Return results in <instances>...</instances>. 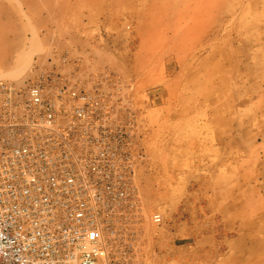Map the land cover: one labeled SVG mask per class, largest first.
Listing matches in <instances>:
<instances>
[{"label": "rangeland", "instance_id": "rangeland-1", "mask_svg": "<svg viewBox=\"0 0 264 264\" xmlns=\"http://www.w3.org/2000/svg\"><path fill=\"white\" fill-rule=\"evenodd\" d=\"M63 52L109 71L142 131L138 264H196L212 248L219 264H247L237 253L255 220L242 203L219 210L215 172L264 153V0H0V79L22 83L35 59ZM209 141L225 154L205 163ZM263 190L234 200L264 205Z\"/></svg>", "mask_w": 264, "mask_h": 264}, {"label": "built area", "instance_id": "built-area-1", "mask_svg": "<svg viewBox=\"0 0 264 264\" xmlns=\"http://www.w3.org/2000/svg\"><path fill=\"white\" fill-rule=\"evenodd\" d=\"M82 62L0 79V264H138L142 131L125 88Z\"/></svg>", "mask_w": 264, "mask_h": 264}, {"label": "crops", "instance_id": "crops-1", "mask_svg": "<svg viewBox=\"0 0 264 264\" xmlns=\"http://www.w3.org/2000/svg\"><path fill=\"white\" fill-rule=\"evenodd\" d=\"M74 39H63L61 44L63 46L62 50L66 51H72L70 47L73 48L72 43L74 42ZM68 44H71L68 45ZM211 141H215L214 138H212ZM210 146L208 145L209 149L207 148L205 152L201 153V157L203 159V162L208 163L210 161H214L216 159H219L220 155H224L225 151L221 150V148L217 147L215 144L209 141ZM194 152V151H193ZM193 152L189 159L185 160V168H190V162L193 157ZM235 151H230L229 156H232ZM227 153V152H226ZM253 156L248 157L246 160H242L241 164H228L225 163L220 167L221 169H217L215 172V180H217L218 190L216 192L217 200L219 202V210L225 209L227 204L231 202L232 205L236 204H244L247 205V213L251 215L253 218V225L255 231H253L252 235L254 236V240L250 239L251 241H254L253 243H249L247 249L240 250V252L237 253V257L240 258L244 255H247L248 260L247 264H264V254L262 256H258L256 254L257 251H262L264 253V245L259 243L257 244L255 242L256 239L264 237V205L262 202L254 201V199L250 198H241L239 202L235 201L234 198L237 195H240L241 192L245 191V189H248L247 193H244L243 196H254L256 197L258 194H260L259 189H261V186L264 189V180L261 182L254 181V185L250 187L251 181L255 179V176H261L264 173H257L256 171V162H261L264 160V153L262 154V157L260 154H252ZM229 159V158H228ZM227 159V160H228ZM263 159V160H262ZM239 165V166H238ZM263 196H264V190H263ZM263 198V197H262ZM255 202V203H254ZM230 206V203L228 205L227 211L230 210L232 212V207ZM246 209V207H245ZM244 210H241V212ZM249 234V233H248ZM250 236V235H249ZM251 237V236H250ZM249 240V242H250ZM264 242V241H263ZM201 255L203 252H206L205 249L201 250ZM207 253H211V255L215 254L216 256L211 257L210 255H207L205 258H200V260L196 264H219V259H217V250L215 248L208 249Z\"/></svg>", "mask_w": 264, "mask_h": 264}, {"label": "bare ground", "instance_id": "bare-ground-1", "mask_svg": "<svg viewBox=\"0 0 264 264\" xmlns=\"http://www.w3.org/2000/svg\"><path fill=\"white\" fill-rule=\"evenodd\" d=\"M158 22V21H157ZM10 76H12V74H9Z\"/></svg>", "mask_w": 264, "mask_h": 264}]
</instances>
